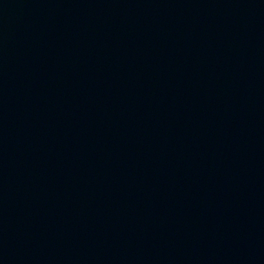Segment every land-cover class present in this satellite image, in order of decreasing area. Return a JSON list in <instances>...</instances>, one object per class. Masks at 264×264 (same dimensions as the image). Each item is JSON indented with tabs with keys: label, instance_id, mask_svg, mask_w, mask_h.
I'll return each mask as SVG.
<instances>
[{
	"label": "water",
	"instance_id": "water-1",
	"mask_svg": "<svg viewBox=\"0 0 264 264\" xmlns=\"http://www.w3.org/2000/svg\"><path fill=\"white\" fill-rule=\"evenodd\" d=\"M0 264H264V0H0Z\"/></svg>",
	"mask_w": 264,
	"mask_h": 264
}]
</instances>
